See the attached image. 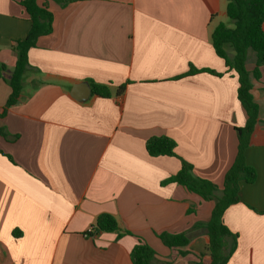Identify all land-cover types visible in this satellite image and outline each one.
I'll return each instance as SVG.
<instances>
[{
	"label": "crops",
	"instance_id": "0c3cea01",
	"mask_svg": "<svg viewBox=\"0 0 264 264\" xmlns=\"http://www.w3.org/2000/svg\"><path fill=\"white\" fill-rule=\"evenodd\" d=\"M21 1L0 0V115L14 47L31 29ZM67 1L38 0L53 14V32L30 50L19 103L0 116V264H133L138 238L158 264H197L207 236L176 250L158 235L208 222L215 203L163 183L182 159L221 188L237 157L236 128L248 115L238 76L212 43L214 30L229 26L228 2ZM255 66L250 52L247 70ZM191 68L215 74L188 75ZM260 75L252 81L261 123L245 152L257 179L241 183V202L224 215L238 235L229 264H264V67ZM92 82L111 97L91 94ZM162 136L177 143L180 159L148 154L147 141ZM102 214L132 235L87 236Z\"/></svg>",
	"mask_w": 264,
	"mask_h": 264
},
{
	"label": "trees",
	"instance_id": "16d2710c",
	"mask_svg": "<svg viewBox=\"0 0 264 264\" xmlns=\"http://www.w3.org/2000/svg\"><path fill=\"white\" fill-rule=\"evenodd\" d=\"M67 5V0H56ZM227 16L232 27L220 24L212 34V43L217 56L225 60L229 70H233L238 76L239 90L238 99L248 115L245 127L236 128L238 134V154L231 169L225 177L223 186L220 188L212 182L195 176L193 166L177 155V143L165 136L153 137L146 143L148 154L153 157H175L182 162L180 171L163 185L177 184L192 194H196L204 201L214 202L215 207L208 222H197L189 231L184 233H162L159 239L170 249H187L192 239L198 236H207L209 245L206 251L198 255L197 264H229L238 248V235L232 233L225 225L224 215L235 204L241 202V183L253 184L257 179V172L246 162L245 152L250 146L251 137L260 121V106L256 101L252 77L259 80L260 69L264 67V0H227ZM21 6L25 9L31 22V29L24 40H19L14 47L17 55L15 70L9 80L12 93L8 99L4 113L19 103L22 91L23 75L29 68V52L37 46L41 37L49 36L53 32V14L48 5L40 6L38 0H22ZM233 55H230V52ZM252 52L256 58V66L251 74L247 70L249 54ZM6 67L0 65V79ZM200 72L215 74L212 70H195L191 68L188 75ZM93 95L110 98L109 86L91 83ZM126 86L118 90L121 95ZM3 134L2 131H0ZM4 135V134H3ZM191 209L189 213H193ZM116 233L118 238L132 235L130 232L121 230L116 218L110 214H102L97 218L92 231L87 236ZM189 251L180 252L186 257ZM208 258V261L205 259ZM133 264H158L157 253L142 239L138 238V244L131 252Z\"/></svg>",
	"mask_w": 264,
	"mask_h": 264
},
{
	"label": "rangeland",
	"instance_id": "374dc122",
	"mask_svg": "<svg viewBox=\"0 0 264 264\" xmlns=\"http://www.w3.org/2000/svg\"><path fill=\"white\" fill-rule=\"evenodd\" d=\"M227 23L229 24L230 27L233 26L232 23H231V21L229 19L227 20Z\"/></svg>",
	"mask_w": 264,
	"mask_h": 264
},
{
	"label": "water",
	"instance_id": "95a60500",
	"mask_svg": "<svg viewBox=\"0 0 264 264\" xmlns=\"http://www.w3.org/2000/svg\"><path fill=\"white\" fill-rule=\"evenodd\" d=\"M91 89V88H90ZM91 94H92V92H91Z\"/></svg>",
	"mask_w": 264,
	"mask_h": 264
},
{
	"label": "built area",
	"instance_id": "2783aa9c",
	"mask_svg": "<svg viewBox=\"0 0 264 264\" xmlns=\"http://www.w3.org/2000/svg\"><path fill=\"white\" fill-rule=\"evenodd\" d=\"M92 231V230H91Z\"/></svg>",
	"mask_w": 264,
	"mask_h": 264
}]
</instances>
